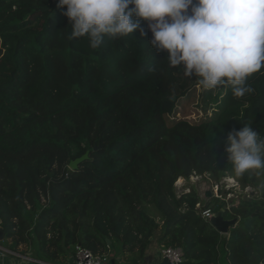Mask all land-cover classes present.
I'll list each match as a JSON object with an SVG mask.
<instances>
[{"label": "trees", "instance_id": "obj_1", "mask_svg": "<svg viewBox=\"0 0 264 264\" xmlns=\"http://www.w3.org/2000/svg\"><path fill=\"white\" fill-rule=\"evenodd\" d=\"M57 5L0 0V246L67 264L76 246L108 257L120 245L140 264L155 241L180 249L182 264H263L264 173L236 176L225 147L245 123L264 140V68L243 97L232 85L206 90L151 48L147 23L143 37L106 36L92 49L69 39ZM192 176L214 186L231 176L260 196L227 207L194 185L178 193ZM208 209L239 222L222 235Z\"/></svg>", "mask_w": 264, "mask_h": 264}, {"label": "clouds", "instance_id": "obj_2", "mask_svg": "<svg viewBox=\"0 0 264 264\" xmlns=\"http://www.w3.org/2000/svg\"><path fill=\"white\" fill-rule=\"evenodd\" d=\"M57 6L66 9L69 39L87 37L92 49L106 36L139 30L143 37L147 23L151 48L206 90L232 85L234 97H243L254 91L248 78L264 68V0H58ZM225 151L236 176L264 173V140L250 124L228 133Z\"/></svg>", "mask_w": 264, "mask_h": 264}, {"label": "rangeland", "instance_id": "obj_3", "mask_svg": "<svg viewBox=\"0 0 264 264\" xmlns=\"http://www.w3.org/2000/svg\"><path fill=\"white\" fill-rule=\"evenodd\" d=\"M190 108H191V112H192L190 117L195 119L196 118V111L194 110L195 106H191ZM249 173L256 175L254 170L253 171H249ZM183 180L184 179H180L176 183V187L177 186L180 187V184H181V188H179V189L176 188V189H178L177 190L178 193H179V190L180 191H181V189L183 190V188H184L183 186L194 185L197 188V191H198V193H199V195H200L202 200H207L208 199L206 197V193L207 192H210V193L213 192L212 195L214 197L217 196L218 199L222 201V203H226L227 207H230V206H232V204L237 203L239 201L238 199H240V197H242V196L251 197V193H253V194L257 195V196H260V192L255 191L252 188H250V193H248L246 195L245 192H246V190L249 191V188H247L246 190L242 191L241 187H240V184L236 181L235 178H233L231 176H228L225 179H223L222 181H220V182H227L226 184H228V185L232 184L233 187H232L231 190L225 189V187L223 185H221L220 189L216 188V186H214V182L210 181L207 177L192 176L190 178V181L184 180L186 184L182 186V184L184 183ZM229 186H231V185H229ZM231 191H232V193H231ZM225 193H227V194H225ZM212 195H211V197H212ZM0 244H1V242H0ZM0 254H2V256H3L2 258L5 259L6 264H39L38 262H36L38 260H36V257H35L33 249L28 251V254L25 257H23V256L16 255L14 253H11L10 251H8V250H6V249H4L3 247L0 246ZM39 262H41V261H39ZM41 263L42 264H46V263H43V262H41ZM221 264H228L227 261L225 260V258L221 259Z\"/></svg>", "mask_w": 264, "mask_h": 264}, {"label": "built area", "instance_id": "obj_4", "mask_svg": "<svg viewBox=\"0 0 264 264\" xmlns=\"http://www.w3.org/2000/svg\"><path fill=\"white\" fill-rule=\"evenodd\" d=\"M226 183L227 182H220L219 185H215V186H216V188L220 189L221 185H223L225 187V189L231 190L233 185L229 184V185H231V186H229ZM176 188L179 189V188H181V186L180 187L177 186ZM181 192L189 193L190 190L189 189H183V190L181 189V191L179 190V193H181ZM213 215H214V212L210 209L202 212L203 218L208 220V221L212 218ZM162 255H163L164 259L167 260L168 264H182L184 261L183 253L180 249L166 248V249L162 250ZM2 257H3L2 254H0V264H6L5 259ZM108 260L109 259L107 256H96L90 250L83 248L81 246H76L75 250H74V255L72 256L69 263H67V264H107ZM36 262H38L39 264H42L39 261H36Z\"/></svg>", "mask_w": 264, "mask_h": 264}, {"label": "crops", "instance_id": "obj_5", "mask_svg": "<svg viewBox=\"0 0 264 264\" xmlns=\"http://www.w3.org/2000/svg\"><path fill=\"white\" fill-rule=\"evenodd\" d=\"M185 184L186 183L184 181V183L182 184V186L185 185ZM180 186H181V184H180ZM183 187H184L183 189H188V186H183ZM245 193H246V195L248 193H250V188H249V191L246 190ZM251 194H253V193H251ZM254 195L255 194H253V196ZM253 196H251V197H253ZM251 197H249V198H251ZM244 198H246V197L244 196ZM238 200L240 201V199H238ZM225 236H227V235H225ZM162 250L163 249L161 247H159V245H158L157 242H155V241L152 242L150 244V246L148 247V249L146 250V253H145L144 257H143V261L140 264H163V261L165 259H164L163 255H162ZM108 259L109 260H108V263L107 264H131V262H130L131 261L130 255L128 253H122L121 246L120 245H117L116 246L115 250H113L111 252V254L108 256Z\"/></svg>", "mask_w": 264, "mask_h": 264}, {"label": "water", "instance_id": "obj_6", "mask_svg": "<svg viewBox=\"0 0 264 264\" xmlns=\"http://www.w3.org/2000/svg\"><path fill=\"white\" fill-rule=\"evenodd\" d=\"M89 157V154L86 153L84 156H82L81 158L75 160V161H72L70 163V169L72 171H76L78 169V166L85 160H87ZM211 193L210 192H207L206 193V197L207 198H210L211 197ZM251 196H253V194H251ZM245 201L249 199V197H246L244 198ZM210 224L222 235H228L229 234V231H230V228L231 227H234L235 225L238 224L239 222V219L235 218V219H232V220H228L225 218V214H224V210H221L217 213H214V215L212 216V218L209 220ZM0 224H1V221H0ZM3 238H4V234H3V229L0 227V242L3 241ZM108 244H110V241L108 240L107 241ZM163 264H168L167 260L165 259L163 261ZM264 264V262H263Z\"/></svg>", "mask_w": 264, "mask_h": 264}]
</instances>
